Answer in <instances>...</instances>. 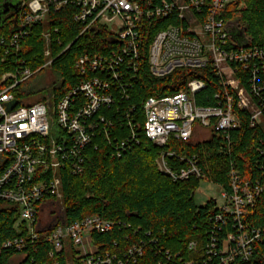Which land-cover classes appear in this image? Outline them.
<instances>
[{"label": "built area", "instance_id": "2783aa9c", "mask_svg": "<svg viewBox=\"0 0 264 264\" xmlns=\"http://www.w3.org/2000/svg\"><path fill=\"white\" fill-rule=\"evenodd\" d=\"M233 1L159 0L154 3L148 0L144 5L136 0L21 2L19 27L8 40L17 49L34 25L46 20L50 10H60L69 4L81 8L76 19L86 24V28L96 23L106 26L120 46L108 53L81 55L76 68L83 80L55 103V111L52 94L17 104L14 87L34 73L23 67L24 62L16 71L2 76L0 209L5 204L16 209L14 227L18 235L0 241V255L11 250L28 252L36 243L44 241L50 246L51 257L65 256V262L57 260L55 264H133L143 254L141 247L134 246L119 256L101 253L93 241L94 233L109 232L114 222L90 215L67 223L60 216L49 214L52 203H61L63 209L64 174L84 173L87 148L100 149L99 136L103 135L109 143L114 142V151L121 157L144 134L160 148L156 163L161 172L175 181L190 176L206 180L197 155L186 158L165 150L171 137L191 140L199 121L203 127L230 140V132L241 128L242 116L248 117L251 127H264V46L250 44L247 36L242 42L233 37L231 27L242 29L220 15ZM171 16L176 23L156 31L149 43L151 75L161 79L177 70L188 73L210 67L221 87L215 94L217 104L198 105L196 95L206 87V82L187 74L185 88L146 98L139 115L136 105L129 102L140 80L145 29L154 19ZM113 25L116 29L110 30ZM42 36L45 56L49 58L46 65H51V29L46 27ZM5 42L0 37V44ZM10 81L13 82L8 84ZM113 107L119 115L116 119L106 111ZM53 126L60 128L58 138L52 136ZM117 126L127 133L117 137ZM256 150L264 157V138ZM173 156L187 161L188 167L174 169L168 162ZM229 176L230 190L221 188L223 202L218 205L216 200L218 211L211 217L213 225L208 232L204 264L250 262L256 246L264 245V227L250 228L246 224L249 208L255 207L264 194V178L245 180L234 163ZM66 242L73 250L72 260L67 257ZM195 245L194 242L190 246ZM261 259L264 262V254Z\"/></svg>", "mask_w": 264, "mask_h": 264}, {"label": "trees", "instance_id": "16d2710c", "mask_svg": "<svg viewBox=\"0 0 264 264\" xmlns=\"http://www.w3.org/2000/svg\"><path fill=\"white\" fill-rule=\"evenodd\" d=\"M22 1L0 0V37L7 41L0 44V81L5 73L20 68L22 62L25 63L23 67L34 72L14 87L17 104L46 94H52L55 103L58 102L83 80L76 68V61L81 55L108 53L120 46L106 26L96 23L86 28V24L76 19L81 8L69 4L60 10H50L46 20L34 25L30 35L21 40L17 49L8 40L19 27L18 12ZM136 1L144 5L148 0ZM220 15L238 24L249 37L250 44L264 46V0H234ZM172 22L176 23L174 16L154 19L152 25L145 29L140 80L135 84L129 102L136 105L139 115H142L146 98L173 94L185 88L187 74L206 82V87L196 95L197 104H217L215 94L221 87L219 78L210 67L188 73L177 70L161 79L151 75L149 43L156 31ZM46 27L52 31L51 65H46L49 58L45 56L46 45L42 36ZM46 72H49L47 76L44 75ZM115 108L106 109L113 119L119 117ZM242 119L241 128L230 132V140L217 133L201 142L171 137L165 150L186 158L197 155L206 180L228 191L231 187V163L238 167L245 180L264 178V157L256 150L264 138V127H251L247 116H242ZM115 133L120 137L127 130L117 126ZM99 140L100 149L89 146L85 152V171L82 175L64 174L60 219L70 223L86 216L99 215L114 222L109 232L94 233L93 241L101 253L110 252L119 256L134 246L141 247L143 254L133 264H204L208 232L213 225L211 217L218 209L214 199L203 205L196 204L194 195L202 179L190 176L175 181L161 172L156 163L160 148L144 134H141L139 143L132 145L121 157L114 151V142L109 143L103 135L99 136ZM168 162L177 170L188 167V162H182L177 156L169 158ZM58 219L57 222L60 221ZM16 221V209L9 204L2 205L0 241L18 235L14 227ZM246 224L250 228L264 227V194L258 198L255 207L249 208ZM194 242L196 245L191 247ZM166 251L169 253L166 254ZM49 252V244L42 241L28 252H3L0 264H12L19 258L22 264L65 262L64 255L55 258ZM263 254L264 245H258L250 262L237 260L232 264H264L261 259Z\"/></svg>", "mask_w": 264, "mask_h": 264}, {"label": "rangeland", "instance_id": "374dc122", "mask_svg": "<svg viewBox=\"0 0 264 264\" xmlns=\"http://www.w3.org/2000/svg\"><path fill=\"white\" fill-rule=\"evenodd\" d=\"M110 30L116 29V26L113 25V27H109ZM49 72H46L44 75H48ZM41 95L34 96L32 98L27 99V102H34L38 99H40ZM51 102L53 104L52 109L55 111V101L54 97H51ZM55 124V121H53ZM60 135V128L58 126H53V132L52 136L54 138H58ZM213 135H215L214 131H211L210 128L203 127L199 124V121H197L195 125V131L192 137L193 142H201L207 139H210ZM222 189L219 185L210 182L208 180H202L199 189L195 192L194 200L197 205H203L205 204L209 199H216L218 202V205H220L223 200L221 197ZM43 214V213H42ZM49 214L53 217H58L61 214V203H52V205L49 206ZM66 252L68 259H73V250L69 246V242H66ZM15 259V258H14ZM12 264H22V259L19 258L17 260H13Z\"/></svg>", "mask_w": 264, "mask_h": 264}, {"label": "water", "instance_id": "95a60500", "mask_svg": "<svg viewBox=\"0 0 264 264\" xmlns=\"http://www.w3.org/2000/svg\"><path fill=\"white\" fill-rule=\"evenodd\" d=\"M230 32L234 38H236L237 40H240L241 42L245 39L246 35L243 30L238 31L235 27H231ZM247 39H249V37H247ZM214 201L216 202V199H214Z\"/></svg>", "mask_w": 264, "mask_h": 264}]
</instances>
